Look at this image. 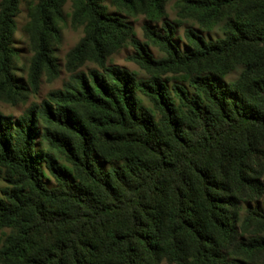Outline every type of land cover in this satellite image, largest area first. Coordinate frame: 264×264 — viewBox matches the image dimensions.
Here are the masks:
<instances>
[{"label": "trees", "instance_id": "trees-1", "mask_svg": "<svg viewBox=\"0 0 264 264\" xmlns=\"http://www.w3.org/2000/svg\"><path fill=\"white\" fill-rule=\"evenodd\" d=\"M117 1L163 18L160 29L143 30L164 55L155 57L102 0H75L73 20L85 34L68 53L71 80L18 117L0 112V229L11 230L0 264H151L164 252L178 264L263 260L264 209L240 216V202L264 205V0H183L209 26L225 18L215 40L186 28L185 51L164 0ZM63 3L37 0L30 15L34 93L43 70L58 71L51 45ZM18 12L19 0H1L0 90L13 97L22 88L11 73ZM127 44L147 78L107 64ZM86 58L97 67L75 71ZM237 65L233 82L212 78ZM170 72L182 73L193 93L169 87ZM41 124V139L66 164L37 149ZM98 158L120 164L105 170Z\"/></svg>", "mask_w": 264, "mask_h": 264}, {"label": "rangeland", "instance_id": "rangeland-1", "mask_svg": "<svg viewBox=\"0 0 264 264\" xmlns=\"http://www.w3.org/2000/svg\"><path fill=\"white\" fill-rule=\"evenodd\" d=\"M1 2V0H0ZM107 10L111 14H117L124 19L125 22L130 24L134 31L135 36L141 42L147 43L149 50L152 54L159 58L164 55L155 45H153L144 35L143 26L148 24L151 27L160 29L162 19H152L147 13L145 5L142 3H135L133 7H127L120 4L117 0H102ZM37 0H19V12L16 16V30L14 34V57L12 61L11 73L15 77L17 85L22 86L20 94L17 97L8 96L4 91L0 90V112L4 115H11L14 117L20 116L25 109H27L33 103H39L47 97L49 91L54 89H62L63 84L71 80L72 72L69 70L68 53L73 47L81 40L85 34V25L74 22L73 11L75 8V0H64L62 8V17L58 19L57 25L59 28V37L52 42V51L55 62L58 66L57 74L51 77L47 70H43L40 76L39 89L36 93L32 92L28 84V71L32 56L34 55V45L31 41V35L28 31V27L31 23V13L35 12ZM165 17L167 20L174 23L176 26V36L174 37L176 43L182 50L190 49V44L185 38L184 30L186 28H192L195 31L201 33L206 39L215 40L218 37L223 36V26L225 18L219 19L213 26H209L206 22L200 19L199 14L185 10L183 0H164ZM135 54V50L132 45H124L121 49L108 56L106 62L108 65H117L125 67L130 71L137 74L138 77L147 78L148 73L140 68V66L132 60V56ZM97 67V64L90 58H86L75 71H87L90 68ZM242 70V66L237 65L235 69L226 73L223 76L212 74V78L219 84L225 85L233 82ZM182 73H167L164 80H167L169 87L173 83H180L187 87L192 94L193 90L188 85V82L181 79ZM145 104L151 106V102L145 98ZM43 125H40L39 133L37 136V149L42 152L52 151L53 148H49L40 137L41 129ZM51 149V150H50ZM58 161L65 163L63 157L60 156L57 151H52ZM98 162L105 170L117 167L120 162L116 160L106 161L103 158H98ZM43 181L49 186L53 187L56 182L52 175L49 173L43 163ZM5 168L0 166V189L5 187L7 183L4 181ZM241 212L240 216L245 215L247 208L260 207L264 209V205L261 200L250 201L244 200L240 202ZM9 228L0 229V250L5 243V239L10 234ZM185 253H189V250H185ZM173 255V254H172ZM169 257L167 253H163L159 259L151 260V264H178L174 258V255ZM183 264L190 263L191 259L186 257H180ZM251 264H264V259Z\"/></svg>", "mask_w": 264, "mask_h": 264}]
</instances>
